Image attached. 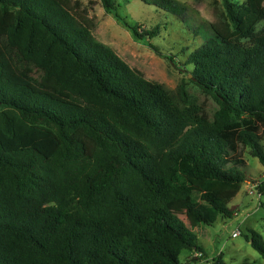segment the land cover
I'll list each match as a JSON object with an SVG mask.
<instances>
[{
  "label": "trees",
  "instance_id": "16d2710c",
  "mask_svg": "<svg viewBox=\"0 0 264 264\" xmlns=\"http://www.w3.org/2000/svg\"><path fill=\"white\" fill-rule=\"evenodd\" d=\"M141 1L184 19L175 0ZM100 2L136 38L154 37L117 0ZM67 3L0 0V264L205 257L195 229L232 219L231 202L256 184L244 151L264 165V0H223L188 55L212 116L183 85L172 92L131 68ZM181 201L185 213L173 212ZM245 237L264 259L262 235Z\"/></svg>",
  "mask_w": 264,
  "mask_h": 264
},
{
  "label": "rangeland",
  "instance_id": "374dc122",
  "mask_svg": "<svg viewBox=\"0 0 264 264\" xmlns=\"http://www.w3.org/2000/svg\"><path fill=\"white\" fill-rule=\"evenodd\" d=\"M185 6L184 19L166 13L141 0H117L119 13L125 20L138 26L139 32L153 31L154 37L136 38L122 21L108 14L100 0H68V7L81 21L92 27L96 39L110 46L131 68L140 72L147 80L157 82L175 92L181 85L189 98L212 116L218 109L215 100L204 93L193 81L192 67L187 65L190 52L197 49L211 33L212 26L219 23L224 13L223 0H175ZM245 2L246 0H234ZM264 30L262 21L257 31ZM247 161L245 169L251 182L245 183L240 193L231 202L235 209L232 219L221 217L212 226L201 225L195 229L199 242L206 251L200 264H212L213 259L222 256L227 264H264L263 257L252 248L245 235L249 229L264 238V195L260 197L253 185L264 181V165L258 158L244 151ZM176 213H185L184 202L170 206ZM235 232L240 236L233 238ZM182 264L192 259V253L181 254Z\"/></svg>",
  "mask_w": 264,
  "mask_h": 264
},
{
  "label": "built area",
  "instance_id": "2783aa9c",
  "mask_svg": "<svg viewBox=\"0 0 264 264\" xmlns=\"http://www.w3.org/2000/svg\"><path fill=\"white\" fill-rule=\"evenodd\" d=\"M254 190H255V192L257 193V195L260 197L261 194H260L259 191H258V185H253V187L250 188V193H251V194H254ZM240 235H241L240 232H235V233L232 235V237H233V238H237V237H239ZM192 258L195 259V260H197V261H202V260L204 259V256H203V253H202V252L196 250V251H194V252L192 253ZM193 264H200V262H195V263L193 262Z\"/></svg>",
  "mask_w": 264,
  "mask_h": 264
},
{
  "label": "crops",
  "instance_id": "0c3cea01",
  "mask_svg": "<svg viewBox=\"0 0 264 264\" xmlns=\"http://www.w3.org/2000/svg\"><path fill=\"white\" fill-rule=\"evenodd\" d=\"M191 253V252H190Z\"/></svg>",
  "mask_w": 264,
  "mask_h": 264
}]
</instances>
